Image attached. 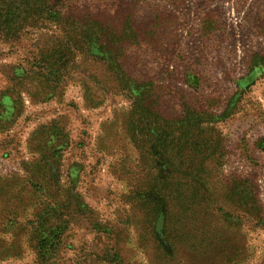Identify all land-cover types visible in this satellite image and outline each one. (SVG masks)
Instances as JSON below:
<instances>
[{
  "label": "rangeland",
  "instance_id": "1",
  "mask_svg": "<svg viewBox=\"0 0 264 264\" xmlns=\"http://www.w3.org/2000/svg\"><path fill=\"white\" fill-rule=\"evenodd\" d=\"M77 3L0 0V264H264V0Z\"/></svg>",
  "mask_w": 264,
  "mask_h": 264
},
{
  "label": "trees",
  "instance_id": "2",
  "mask_svg": "<svg viewBox=\"0 0 264 264\" xmlns=\"http://www.w3.org/2000/svg\"><path fill=\"white\" fill-rule=\"evenodd\" d=\"M42 1L44 2L42 7L47 12L46 14L48 16L47 17L48 22L56 23V24H63L67 29V34H69L71 36V38L78 37V39L80 40V43L78 44L79 48H80V45L82 47H86L87 48L86 53L93 56L92 53L94 51L91 50V48H93L91 46L96 45L95 41L99 42L101 40L102 36H104V29L103 28L99 29L98 27L96 28L98 22L96 23V21L93 18H89V14L87 15V17H84L82 20H76L77 19L76 14L77 15L80 14V12L77 11V8H76L77 4H78L77 0H42ZM38 4H39V0H33L34 6H37ZM35 8H33V11H32L33 16H36L35 14L37 12V10ZM60 10H65V12H63V15H65V16H66V14H68V11H69L71 14H73V18L71 17V14L67 18L62 17ZM94 39H96V40L94 41ZM81 41L85 42L87 44H83ZM92 41L94 42V44H90V42H92ZM73 47H76V46L73 45ZM98 50L99 51L97 53L107 52V49H105L103 44L99 45ZM258 59H259L258 57L254 58L253 63L249 64V66H250L249 67V73L261 65L262 61L258 60ZM53 65L47 63L45 69H48V71L50 72L52 69V67H50V66H53ZM138 97H140V94L138 95ZM138 103L140 106H138L137 109L139 111H141L140 112L141 117L143 116V119H146V117H148V115H147V112L145 111L144 107L142 106L143 100L139 99ZM192 126L199 128V126H197V125H192ZM182 130H183V132L179 133L178 136H175V137H177L179 140L180 137H184V135H186L185 138L188 139L187 135L189 134V132L186 130L185 126H181V128H179L178 130L172 129L171 130L172 136L177 134L178 131H182ZM155 131L156 132L159 131V128H156ZM170 171L171 170H168L169 173H167L166 175H168V176L173 175L174 171H172L171 173H170ZM168 176L165 178L163 176L158 178L157 184L160 185L162 189H163V187L164 188L166 187V184L169 180ZM146 202H149V203H151V205H154V208H156L155 209L156 210L155 211V216H156L155 220H156V222L161 223L162 226L164 227V225L166 224V216L163 215L160 210H158L159 207H158L157 201L150 200V201H146ZM156 212H157V214H156Z\"/></svg>",
  "mask_w": 264,
  "mask_h": 264
}]
</instances>
